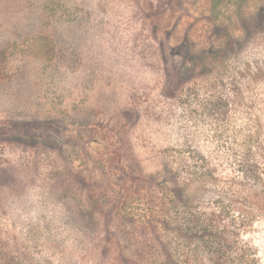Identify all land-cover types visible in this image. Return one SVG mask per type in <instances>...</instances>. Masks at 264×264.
<instances>
[{
  "label": "rangeland",
  "instance_id": "obj_1",
  "mask_svg": "<svg viewBox=\"0 0 264 264\" xmlns=\"http://www.w3.org/2000/svg\"><path fill=\"white\" fill-rule=\"evenodd\" d=\"M240 16L257 30L242 34ZM224 29L239 42L218 71L226 88L191 82L166 98ZM236 87L240 113L209 114L205 94ZM240 124L264 142V0H0V134L28 127L54 148L0 144V237L24 264H112L120 227L135 260L153 263V215L171 210L174 181L264 264V163L255 186L232 179V146L217 143ZM89 196L125 208L119 228L86 223Z\"/></svg>",
  "mask_w": 264,
  "mask_h": 264
},
{
  "label": "trees",
  "instance_id": "obj_2",
  "mask_svg": "<svg viewBox=\"0 0 264 264\" xmlns=\"http://www.w3.org/2000/svg\"><path fill=\"white\" fill-rule=\"evenodd\" d=\"M162 6L160 5L154 12L150 10L149 18L153 16V13H160ZM239 23L238 28L242 34L253 33L257 30L255 19L240 16ZM238 43V38L233 36L232 31L224 29L218 48L212 53L194 59L191 66L175 78L172 85L173 91L166 98H175L177 92L191 82L207 83L212 80L214 85L218 83L226 88L225 75L218 71H222ZM216 71L217 73H215ZM239 92L238 87L233 88V98L228 96L226 90L217 94L206 93L203 101L210 107L209 114H216L224 121L231 117L232 111L240 113L238 109L242 105L236 98L239 96ZM178 101L179 103L183 102L181 99ZM237 107L239 108L236 109ZM235 128L233 131L236 134L235 139L230 142L219 139L217 143L221 148L228 144L232 146L233 153L229 157H235L234 162L237 167L231 178H240L252 182V185L255 186L260 183L262 177V172L259 170L261 162L264 163V142L259 136H256L249 124H240ZM1 143L16 144L30 150L54 151L45 134L42 136V134L34 133L28 127L0 134ZM125 167L123 168L125 169ZM211 172V170L205 169L203 172L197 173V180L209 177ZM128 174L133 177L132 173ZM74 179L80 184L84 182L80 174H76ZM168 191L172 197L169 200L171 210L164 215H153V263L150 264H251L244 250L226 240L223 235L224 228L218 225L217 213L214 210L202 209L198 205L199 203L194 201L187 182L174 181ZM88 198L90 202L82 210V216L86 223L102 226V231L105 234H108L112 228H119L118 221L121 216L125 215L124 207L113 204L104 211V207L98 199L90 196ZM123 241L127 245H120ZM130 242L138 245L133 232L122 231L120 227L116 248L107 249L109 255L112 256V264H141L136 260H141L142 255L130 251L128 248ZM26 257H28L27 252H17L12 241L0 237V264H24Z\"/></svg>",
  "mask_w": 264,
  "mask_h": 264
}]
</instances>
